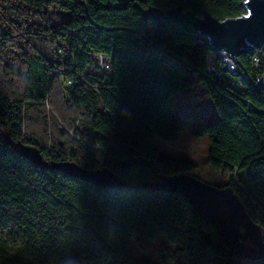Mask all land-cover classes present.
<instances>
[{
    "label": "trees",
    "instance_id": "trees-1",
    "mask_svg": "<svg viewBox=\"0 0 264 264\" xmlns=\"http://www.w3.org/2000/svg\"><path fill=\"white\" fill-rule=\"evenodd\" d=\"M242 3L0 0V229L8 216L23 240L11 252L0 238V264H153L132 259L131 236L163 237L169 264H264L248 244L230 251L184 197L153 186L179 173L202 181L195 164L154 145L177 141L182 124L171 98L195 76L217 115L195 135L207 138V161L231 174L215 187L231 188L264 233V90L255 87L251 53L236 56L249 80L216 78L206 39L165 17L180 8L221 22L245 14ZM51 9L67 13L65 22L54 25ZM22 145L48 164L106 169L119 186L37 168L18 154Z\"/></svg>",
    "mask_w": 264,
    "mask_h": 264
},
{
    "label": "water",
    "instance_id": "water-1",
    "mask_svg": "<svg viewBox=\"0 0 264 264\" xmlns=\"http://www.w3.org/2000/svg\"><path fill=\"white\" fill-rule=\"evenodd\" d=\"M242 5L245 14L221 22L208 14L202 18L193 17L189 13H182L180 8L168 12L165 17L186 22L212 48L223 50L235 63L241 51L264 45V0H243ZM153 12L151 8L148 14L153 15ZM17 152L37 168L56 170L109 190L119 186L118 178L106 169L86 170L74 162L48 164L36 148L25 145L20 146ZM153 186L157 191L184 197L230 251L241 253L248 244L254 254L264 260V233L249 218L231 188H218L185 173L161 176Z\"/></svg>",
    "mask_w": 264,
    "mask_h": 264
},
{
    "label": "rangeland",
    "instance_id": "rangeland-1",
    "mask_svg": "<svg viewBox=\"0 0 264 264\" xmlns=\"http://www.w3.org/2000/svg\"><path fill=\"white\" fill-rule=\"evenodd\" d=\"M51 21L54 25L65 22L67 13L57 9L49 10ZM193 86L171 98V103L182 124V130L178 134L177 141H164L154 138V145L161 156L171 157L176 160L190 161L197 166L196 175L205 183L214 186H221L228 178L218 174L208 163V141L206 137L195 135L200 129L215 122L217 115L213 109L209 95L205 90L203 82L197 77L190 76ZM242 173L241 175H243ZM4 211H9L5 209ZM14 211V210H12ZM8 216L3 220L6 227L0 229V238L7 241V247L14 252L21 244L22 232L20 227L13 221H8ZM164 238L159 236L152 241L138 242L135 236L130 238L132 259L135 262L149 260L153 264H169L163 251ZM29 261L33 262L34 257L30 256Z\"/></svg>",
    "mask_w": 264,
    "mask_h": 264
},
{
    "label": "built area",
    "instance_id": "built-area-1",
    "mask_svg": "<svg viewBox=\"0 0 264 264\" xmlns=\"http://www.w3.org/2000/svg\"><path fill=\"white\" fill-rule=\"evenodd\" d=\"M251 53V65L254 70V84L257 89L264 90V45L259 48L252 47L247 50ZM99 57V68L104 69L107 67L104 60ZM206 63L208 72L211 75H215L216 78H220L223 75H227L226 78H238L242 81L249 80L250 75L244 73L237 62H233L231 58L223 50H216L212 48V51L206 55ZM47 162V161H46ZM218 174L225 175L227 178L231 176L230 173L224 172L221 168L215 167L211 162H208Z\"/></svg>",
    "mask_w": 264,
    "mask_h": 264
},
{
    "label": "clouds",
    "instance_id": "clouds-1",
    "mask_svg": "<svg viewBox=\"0 0 264 264\" xmlns=\"http://www.w3.org/2000/svg\"><path fill=\"white\" fill-rule=\"evenodd\" d=\"M73 264H75V261H73Z\"/></svg>",
    "mask_w": 264,
    "mask_h": 264
}]
</instances>
